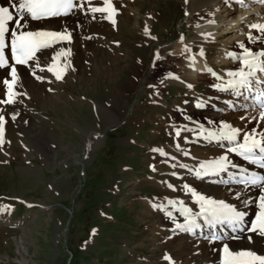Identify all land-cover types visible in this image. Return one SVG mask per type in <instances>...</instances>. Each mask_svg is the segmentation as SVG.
<instances>
[{
    "label": "rangeland",
    "instance_id": "obj_1",
    "mask_svg": "<svg viewBox=\"0 0 264 264\" xmlns=\"http://www.w3.org/2000/svg\"><path fill=\"white\" fill-rule=\"evenodd\" d=\"M112 2L118 23L98 16V26L85 29L115 39L114 47H103L78 75L59 79L62 95L55 105L31 102L39 119L36 132L27 129L22 140L7 135L1 141L0 264H169L166 254L176 264L196 262L189 261L193 247L160 219L174 208L169 201L190 202L184 184L205 192L199 179L184 174V165L198 156L188 137L199 123L218 127L227 111L210 82L227 81V72L240 64L222 54V45L239 46L247 25L264 17V0L253 2L247 23L236 24L241 12L226 14L221 6L217 23L202 25L203 16L188 11V0ZM208 25L209 36L202 38L198 28ZM252 35L259 33L253 29ZM180 41L195 51L205 47L203 63L211 75L216 72L214 78L174 81L185 64L172 55ZM263 43L249 47L258 51ZM170 56L178 59L171 63ZM140 61L150 66L122 96L120 86L133 83ZM89 135L95 140L88 148ZM224 153L213 147L208 157Z\"/></svg>",
    "mask_w": 264,
    "mask_h": 264
},
{
    "label": "bare ground",
    "instance_id": "obj_2",
    "mask_svg": "<svg viewBox=\"0 0 264 264\" xmlns=\"http://www.w3.org/2000/svg\"><path fill=\"white\" fill-rule=\"evenodd\" d=\"M255 1L260 2V0H244L243 6L240 5L238 7H235L234 5L236 3H239L238 0H188L187 8L190 13H198V15L203 16L201 25L207 23V21L209 23L213 21L215 22V19H217L221 15V6L224 7L223 11L226 14L234 15V13L240 11V15L234 16L237 19V24L246 21L248 22L252 18L249 17L246 20V15L248 14V12L252 11V7L255 6L254 10H256V4L253 3ZM88 2L96 4V0H88ZM0 6L8 5L5 0H0ZM87 6L88 3H85V8H87ZM242 9L244 10V13L242 12ZM143 10L144 7L138 9L140 13H142ZM261 12L262 11L256 13L262 15ZM98 16H101L100 18L105 19L113 25L117 24L119 20V18L117 17V11L114 14L89 13L85 15L82 10L76 8L71 14H69V16H59L51 18L49 20L29 21L28 30H37L42 28L49 31H66L67 33H70L71 39L58 41L53 43L51 47L41 49L36 57L30 60L27 65H16L17 81L15 84V92L17 93V95L15 96V103H0V116L5 117V121L3 124V135L2 137H0V151H2V149L4 150L6 147V144L4 142L2 143L1 141L2 139L4 140L7 135L9 136V138L15 137L14 135H18L19 139L22 140L24 136H26V131L29 130L32 133L36 132L39 119L36 117L37 112H35V109H33L31 102L35 103V105L37 106H40L43 101H46L49 105H55L58 102V99L61 97L62 94L60 90L57 89V84H59L58 82L60 80L56 79L55 71L49 72L47 70L49 67L55 65V70L61 72L62 78H66L68 75H78V73L83 70L85 66H87V62L89 60H94L96 57L100 56L101 51L104 50L106 45L109 47H114L113 45L115 39L109 38L105 33L101 31H94L92 29L93 27H91V31L85 29V26L87 24H89L90 26H98V23L96 21L98 19ZM92 18H94V20H92ZM258 20L259 21L257 23H264V17L260 16ZM215 23H217V21ZM209 27V25L204 27L199 26L198 31L201 34L205 32L204 35H201L202 38H204V36H209ZM244 36H246V38H243V35H240V41L244 42V44L249 47L250 44L248 43V33ZM175 46V51H178L173 53L172 55H176L180 58L183 57L182 60L185 61V64L182 66L183 75L175 74V77L173 78L174 81L180 80L187 84H190L192 81H196L199 79H211L214 78L213 76H216L211 75V71H208L211 70L209 68L210 65L203 63V59L206 58V49L203 45H201L202 50L200 51H195V48L192 45L188 46L182 41L176 43ZM222 47H224L222 54L228 56L229 59L235 60L230 54L239 55L242 52V49H240V47L237 46L235 42L227 44L225 43V45H222ZM261 47H264V43L261 45ZM201 51H203L204 55H200ZM59 54H62L61 60L59 58ZM4 55L6 59L3 66H0V101L5 98V93L7 91L6 85H4L3 81L6 78L9 80L11 79L10 68L13 64L12 59L9 56L8 48L4 50ZM53 57H55L54 60ZM178 57H175L173 59V57L170 56V58H168L167 60L171 63H174L175 59H178ZM193 57L194 59H192ZM148 66L150 65H147L142 61L137 62V69L136 71L132 72V76L134 77L133 83L123 84L119 88V92L122 96L128 93L131 86H137V81H139L143 77L142 71L145 70V68ZM37 77H40V79H38ZM216 83L217 82H210V84L212 85L210 88V90H212V93H216L220 100L223 99V101L225 102L232 101V103L236 105L234 111L231 112L228 110L230 109V107L226 103L227 106L225 110L227 111L223 114L224 116L222 118L220 117V121H226L232 124L233 127L244 128L246 131L253 128H257L258 131L264 130V120L262 124H259L258 118L260 117H258L257 112H254V109L258 107H255L253 105V101L251 99L245 101V103H247L249 107L247 109H241L239 105L241 104V100L243 99V97L241 96L240 98H236L237 96H235L231 92V90H218L216 87H214ZM245 95H247L246 92ZM13 116H15V119L12 118ZM116 116L117 114L114 110L113 119L115 121ZM254 116L255 119H253ZM241 117H245L246 119L242 120ZM248 121L251 122L249 123ZM201 125L204 129H216L219 127V125L218 127H215L213 123H199L197 126H194L191 129V136L188 137V139L190 140L189 147H191L192 143H196L195 149L197 150L198 156H195L194 153H190L191 156L194 155L195 157L192 158L189 164L184 165V174L189 175V177L192 176V178L193 176H195L194 180L199 179L204 187L202 190H204L205 192H202L197 185H187L191 186L199 193L206 196H215L216 199H222L228 203L236 204L239 210L245 211L247 213L244 218L245 231H238L237 233H235L230 227L225 225L219 226L214 230L208 229L206 227L203 229V231H201L200 229H196L194 232H191V235L190 232L187 231H185L186 233L183 234L180 229H175V222H184V217L180 212V204H175L174 208L171 210L166 209L165 211L167 212L162 215L160 220L167 228L170 229V234H174L178 240L182 239L184 241H187V244H190L193 247V250L188 252V254L191 253L192 255H194L192 259L189 260L192 262L196 261L194 264H222V258L224 254L221 253V248L225 243L228 244L229 249L232 252L254 250L258 255H264V237L258 235V233L247 231V229L251 227L250 222L252 216H254V214L258 211L257 205L256 203H253V201H258L259 188L251 187L250 189H244L243 186L239 184L237 185L232 182L227 173H221L220 175H208L203 176L202 178H198L192 171L193 169H196L198 167L200 162L210 160L208 154L210 153V151H212L213 147H219L221 150L223 149L224 152H226L228 147H230L227 141L217 142L204 139L203 136H197L196 130L198 129V126ZM17 132H19V134H15ZM94 140L95 135H89L87 145L89 146ZM228 156L231 164L237 165L239 168H248L250 171L264 174V170L255 168L253 166L251 167L250 165L240 161L238 158L232 155V153H228ZM237 170L238 169L229 168V172H235ZM185 185L186 184H184V186ZM184 186L183 188L185 189ZM236 191H241L243 193L241 200L235 199L234 193ZM188 194L191 195L190 193ZM244 200H249V203L245 205ZM179 201H183V206L191 208L193 212L199 211V205L195 203L192 197L189 203H186L185 199H179ZM169 212L172 213L171 217L168 215ZM213 231H217L219 235L223 236V239L214 242L211 239H206L205 237H208L209 234ZM232 236H239L240 238L231 239ZM248 236L252 237L251 241L248 240Z\"/></svg>",
    "mask_w": 264,
    "mask_h": 264
},
{
    "label": "snow or ice",
    "instance_id": "obj_3",
    "mask_svg": "<svg viewBox=\"0 0 264 264\" xmlns=\"http://www.w3.org/2000/svg\"><path fill=\"white\" fill-rule=\"evenodd\" d=\"M8 6H0V66L5 61L4 50L10 48L11 58L14 63L10 68L11 79H4L7 91L5 98L0 103H15V84L17 81L16 65H27L28 62L36 57V53L41 49L51 47L53 43L58 41L70 40V33L49 31L45 29L28 30L29 21H39L61 15H69L73 9L79 8L85 15L92 13L114 14L117 10L112 0H96V4L88 2V0H5ZM243 6L244 0H238ZM85 3H88L85 8ZM98 5V6H97ZM248 41L250 44L264 41V23H253L248 25ZM256 30L259 35L253 36L251 30ZM242 52L239 55L230 54L234 59L239 60L240 67L227 72L229 79L223 83L216 84L220 91H229L237 96L243 97L245 101L251 99L253 105H258L264 109V47L258 51H254L251 47L246 46L243 42H239ZM200 55H204L203 51ZM55 57H53V60ZM194 59V57L192 58ZM49 72L55 71L56 79H61V72L55 70V65L47 69ZM215 75V72H213ZM40 79V77H37ZM217 79H222L217 77ZM191 87V85H189ZM245 92L247 95H245ZM229 107L235 109L236 105L232 101H226ZM204 106L201 103L197 107ZM241 109H247V103L239 105ZM260 120H264V111L259 113ZM15 119V116L12 117ZM242 120L246 119L241 117ZM255 119V117H253ZM4 116H0V137L3 135ZM249 123L251 121H248ZM210 123H215L210 121ZM180 129L176 130V136L179 137ZM197 136H203L204 139L211 141H227L230 147L219 157L205 160L199 163L196 169L192 171L198 178L208 175H220L227 173L232 182H235L244 189L251 187L259 188L258 201L256 203L258 211L255 219L251 222L248 232L258 233L264 237V174L250 171L248 168H239L237 165L231 164L228 153H235L248 161L252 165H257L264 169V130L258 131L257 128L245 130L243 128L233 127L226 121H220L219 127L216 129H204L198 126L196 130ZM187 139V138H185ZM184 155H189L185 152ZM229 168L238 169L235 172H229ZM175 175V173H173ZM171 187V185H169ZM195 203L199 205V211L193 212L191 208L184 207L183 201H169L170 204H180V212L184 217V222H175V229L187 232H194L196 229H217L219 226H228L233 232H244V218L247 215L245 211L239 210L236 204L228 203L222 199H213L210 196L199 193L196 189L189 185L184 186ZM231 191V189H230ZM243 193L236 191L235 199L241 200ZM249 200H244L247 205ZM168 215L171 217L172 213ZM206 239L213 242L223 239L222 235H218L215 231L211 232ZM239 236H232L231 239H239ZM251 241L252 237H247ZM222 264H264V255H258L255 251L242 250L232 252L227 243L223 245ZM164 259L169 264H175L171 256L166 254Z\"/></svg>",
    "mask_w": 264,
    "mask_h": 264
}]
</instances>
